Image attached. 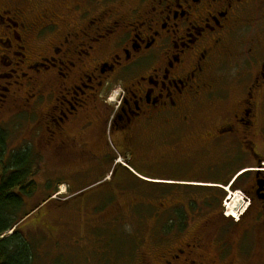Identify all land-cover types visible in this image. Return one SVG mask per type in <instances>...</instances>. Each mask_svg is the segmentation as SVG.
I'll return each mask as SVG.
<instances>
[{
    "label": "flooded vegetation",
    "instance_id": "af4514ba",
    "mask_svg": "<svg viewBox=\"0 0 264 264\" xmlns=\"http://www.w3.org/2000/svg\"><path fill=\"white\" fill-rule=\"evenodd\" d=\"M63 5H0V66L17 60L0 75L13 78L0 113L30 109L39 153L103 181L112 200L97 215L95 202L96 221L128 230L141 196L127 179L159 175L162 232L141 242L151 250L138 264L264 258V0ZM114 89L111 109L103 94ZM229 192L249 202L238 221L224 213Z\"/></svg>",
    "mask_w": 264,
    "mask_h": 264
},
{
    "label": "rangeland",
    "instance_id": "374dc122",
    "mask_svg": "<svg viewBox=\"0 0 264 264\" xmlns=\"http://www.w3.org/2000/svg\"><path fill=\"white\" fill-rule=\"evenodd\" d=\"M20 1L41 5L51 2L64 7L63 4L69 0H0V5ZM14 61L13 58H10L6 61L7 66L1 65L0 75L12 74V71L16 69ZM17 74H20V72ZM12 80L13 78L8 79L7 77L0 79V106L2 105L1 96L4 94V89ZM117 93V89H114L108 95L103 94L102 104L114 109ZM32 121L30 109L27 110L25 107L10 106L0 113V130L6 131L10 136L6 152L9 153L12 150L17 152L19 149L22 150L23 147H29L35 159L38 158L33 178L38 184V192L15 213V219L21 221L19 229L26 235L25 237L35 257L33 264H109L111 257L118 256V245L111 242L109 236L106 243V240L103 239L105 233H109L110 230L114 231L113 228L111 226H100L95 241L94 234H91V228L85 221V218H93L90 225L94 227L103 225L101 219L96 221L93 216H89L95 202L99 203L98 208L93 212L96 215L110 207L112 199L103 197L102 194L104 187L100 184L103 181H99L97 178L95 180L80 178L78 175L80 167L78 168V165L70 164L68 160L58 162L47 153H44V155L39 153V146H37L39 144L33 141V137L28 134ZM111 176L112 174L110 178ZM154 178L156 180H150L151 186L131 177L127 179V183H129L130 188L137 189L140 192L141 198L139 200L158 208L161 201L158 198V193L163 181L157 174ZM144 195L145 197H143ZM229 198L230 202L235 200L236 204L239 201L245 202V200H242L244 198L237 197L235 192H229L226 201ZM128 199L134 198H124L122 201L120 200V204L126 203ZM224 203L226 206V202ZM245 205H248V203L246 202ZM133 221L134 223H131L129 229L127 228L128 230H124V232L127 231L126 233L129 235L132 234L134 238H140L142 234L148 237L150 234L147 233L149 226H140L138 222ZM146 225H149V223ZM150 226L154 228L153 225L150 224ZM140 229H146V231L142 230L140 232ZM8 235H11V233ZM127 246L130 248L129 245ZM101 247L108 249L107 259L103 257ZM133 249L135 258L130 257L124 259V262H119L128 264L130 259V262L135 261L133 264H138L139 260L143 259V254H147L151 250L150 246H137L136 244ZM105 260L109 263H105ZM253 264H264V258L254 261Z\"/></svg>",
    "mask_w": 264,
    "mask_h": 264
},
{
    "label": "trees",
    "instance_id": "16d2710c",
    "mask_svg": "<svg viewBox=\"0 0 264 264\" xmlns=\"http://www.w3.org/2000/svg\"><path fill=\"white\" fill-rule=\"evenodd\" d=\"M9 137L6 131L0 130V264H33L35 257L25 237L26 235L19 229L21 221L15 219V213L38 192V184L33 179L38 159H35L30 148L17 152L14 150L9 153L6 152ZM157 213L155 206L149 203L145 204L140 200V204L135 208L134 220L140 226H149L147 233L150 234L148 235L149 238L143 234L140 238L135 237L134 243H130L129 240V237H132V235L127 234V231L124 232L126 227L117 226L118 228H116L111 224L112 220H103V225L95 226L94 229H91V234H94L95 241L97 240L96 233H98L100 226H111L114 230L105 233L103 240H106V243L108 240L107 237L109 236L110 241L118 245V256L111 257L109 260L110 263L106 260L104 262L109 264H124L120 262H124L126 258H135L133 249L135 244L141 246V242L147 244L149 241H153V239H158L161 236L162 230L158 227ZM147 223L149 225H146ZM142 230L140 229V232ZM143 231H146V229ZM172 231L173 229L170 228L167 231H163V233ZM9 233L11 235H8ZM102 247L103 257L107 259L106 257H108L109 251L107 248L104 249ZM134 262H130L129 259L128 264H133Z\"/></svg>",
    "mask_w": 264,
    "mask_h": 264
},
{
    "label": "built area",
    "instance_id": "2783aa9c",
    "mask_svg": "<svg viewBox=\"0 0 264 264\" xmlns=\"http://www.w3.org/2000/svg\"><path fill=\"white\" fill-rule=\"evenodd\" d=\"M238 196H240L241 199H242V197L244 198V196L241 195L240 193L237 194V197ZM234 198H235V196H234ZM229 200H230V198H229ZM242 200H245V198ZM245 204H246V201L245 202L239 201V203H237V204L235 203V200L233 202L229 201L226 204V210H227V212H235L237 215L238 214L241 215L245 211Z\"/></svg>",
    "mask_w": 264,
    "mask_h": 264
}]
</instances>
